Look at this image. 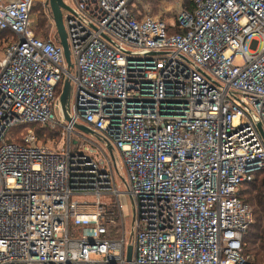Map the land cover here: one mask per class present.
Returning <instances> with one entry per match:
<instances>
[{
  "label": "built area",
  "instance_id": "2783aa9c",
  "mask_svg": "<svg viewBox=\"0 0 264 264\" xmlns=\"http://www.w3.org/2000/svg\"><path fill=\"white\" fill-rule=\"evenodd\" d=\"M140 1L70 0L71 71L58 38L35 35V0H0V264H260L243 251L253 213L238 191L264 170V0H162L171 22ZM30 123L62 145L4 140Z\"/></svg>",
  "mask_w": 264,
  "mask_h": 264
},
{
  "label": "trees",
  "instance_id": "16d2710c",
  "mask_svg": "<svg viewBox=\"0 0 264 264\" xmlns=\"http://www.w3.org/2000/svg\"><path fill=\"white\" fill-rule=\"evenodd\" d=\"M148 1V0H146ZM151 1V0H149ZM155 2L156 0H152ZM34 3L30 16L35 8ZM183 4L188 10H192V0H183ZM42 14L44 12L42 11ZM43 18L41 13L37 16L36 27L33 25L32 20V29L36 36L46 39L48 33L45 29L41 31L43 23ZM40 30V32H38ZM55 37H57L56 29ZM168 34L182 32L177 25L167 27ZM12 34L8 30H0V48L5 37ZM60 91V87H57V94ZM27 130H32L36 135L45 140L46 137L51 136L52 134L59 137L58 129H51L49 127H42L36 123L30 124H17L9 128L4 136L6 142L11 143H21L22 134ZM21 134V135H20ZM238 197L245 203H247L252 209L253 213V222L250 224L248 230L243 235L242 246L245 254L249 255L254 263L264 264V170H260L254 174V178L250 182L243 183L240 186L238 191Z\"/></svg>",
  "mask_w": 264,
  "mask_h": 264
},
{
  "label": "rangeland",
  "instance_id": "374dc122",
  "mask_svg": "<svg viewBox=\"0 0 264 264\" xmlns=\"http://www.w3.org/2000/svg\"><path fill=\"white\" fill-rule=\"evenodd\" d=\"M63 1L67 5H70V0H63ZM34 3H37V4H35V8L33 9V12L31 14V19L33 20V25H35V27H36V22H38L37 16L41 13V17L43 18V20H42L43 26H42L41 31L42 30L45 31V29H46L48 35L50 34V35L54 36L55 35V30H54L55 27L52 25V20L50 19L49 15L47 13V10L43 7V2H41V0H35ZM47 9H48V11H50L48 4H47ZM136 9L142 13L143 12L146 13V11H147L149 14H151L153 16L160 17L161 19L165 20L166 22H171L173 20L172 18L175 17L174 8L169 7V5L162 0H156L155 2H153L152 0L151 1L142 0L139 2V4L136 5ZM42 11L44 12V14H42ZM62 13L63 14L65 13L64 9H62ZM63 26H64V29L66 31V21L64 19H63ZM38 32H40V30ZM10 41H12L11 35H8L7 37L4 38L3 43L1 45V48H0V58L2 57V53H3L4 48L10 43ZM67 43H69L68 39H67ZM258 45H259V41L256 39H250L247 42V47L250 50L255 51L257 49ZM69 51H70V48H69ZM70 61H71V63L73 61L72 54H70ZM70 70L73 71V68L70 67ZM73 100H74V87L71 83V91H70V97H69L70 103H72ZM55 129H57V128H55ZM83 133L87 137L91 138L92 140L98 141L95 134L85 133V132H83ZM58 136L59 137L52 134L51 136L46 137L45 140L40 139L38 136L37 137L39 138V140H41L45 144H48V145H51L54 147H58V145L59 146L62 145V142L59 143L60 135H58ZM61 139H62V137H61ZM65 142H66V139H65ZM118 159H120V158H118ZM119 165H120V163H117V167H119ZM114 173H115L116 185L118 186L119 190H125L126 185L121 178V176H123V170L119 169V173H117L114 170ZM119 202L121 204L122 211L124 214L126 235H129L130 230H131V221H132L131 200L127 195L121 194V195H119Z\"/></svg>",
  "mask_w": 264,
  "mask_h": 264
},
{
  "label": "water",
  "instance_id": "95a60500",
  "mask_svg": "<svg viewBox=\"0 0 264 264\" xmlns=\"http://www.w3.org/2000/svg\"><path fill=\"white\" fill-rule=\"evenodd\" d=\"M48 5L50 8L53 23L56 29L59 44L61 45L63 49V53H64L67 66L70 68L71 61H70V53H69V48H68V43H67V34L64 29L63 19H62V9L70 10V8L63 0H48ZM70 89H71L70 82L68 79H65L62 85V89L59 94V104L61 106L62 115L66 120L69 119L68 111H69V104H70V101H69ZM76 127L85 133H92V131L86 129L83 125L77 124ZM259 128H260V125H259ZM260 130L263 134V131L261 128ZM108 149L110 150L111 147L108 146ZM126 256H127V260H129L131 257V246L130 245L127 246Z\"/></svg>",
  "mask_w": 264,
  "mask_h": 264
}]
</instances>
